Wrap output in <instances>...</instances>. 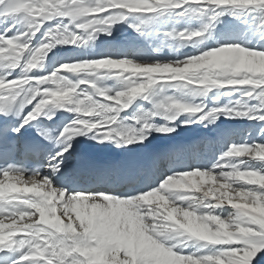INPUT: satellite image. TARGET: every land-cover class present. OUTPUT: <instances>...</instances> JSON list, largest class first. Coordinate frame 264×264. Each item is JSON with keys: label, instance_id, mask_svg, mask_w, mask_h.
Segmentation results:
<instances>
[{"label": "snow or ice", "instance_id": "6c2138e0", "mask_svg": "<svg viewBox=\"0 0 264 264\" xmlns=\"http://www.w3.org/2000/svg\"><path fill=\"white\" fill-rule=\"evenodd\" d=\"M229 9L258 12L252 20L264 41V0H0V16L20 15L25 22L23 31L8 35L14 27L9 25L0 32V115H11L17 102V115L32 105L11 129L19 134L41 115L51 119L55 112L49 106L76 114L57 128L37 126V135L53 148L38 141L23 143L24 151L37 157L36 168L15 164L0 167V264H264V140L232 141L210 168L197 166L182 171H176L171 162L173 150H165L156 159L167 160L171 174L159 180L158 186L149 185L128 198L108 190H70L54 179L70 171L76 136L103 143L113 140L115 134L119 147L142 142L151 131L174 132L171 122L180 114L208 123H214L221 114L264 121V43L249 44L225 36L223 43L206 45L176 60L149 61L112 53L66 60L51 72L33 74V70L43 68L47 53L57 44H86L98 33L110 34L115 23L127 22L133 14H151L146 18L137 15L140 22L129 25L142 33L141 25L155 22L165 13L184 18L210 12L208 23L200 27H172L164 32L166 37L201 42L210 35L212 22ZM56 17L68 22L45 28L40 42L33 45L36 33ZM16 69H20L19 74L12 76ZM99 73L115 77L121 86L112 91L98 85L91 77ZM157 84L190 87L193 96H206L213 88H228L240 96L229 104L207 108L169 95L132 117L142 122L140 134L132 126L126 130L114 127L120 112L137 97L149 99L150 90ZM80 85L88 87L80 90ZM157 115L169 123L155 124ZM7 131L5 127L0 135ZM260 132L264 133V126ZM41 155L43 163L39 162ZM229 160L237 163L229 165ZM252 160L257 163L247 162ZM41 168L48 171L42 173ZM181 176L187 183L180 191L186 194L174 204L164 200L167 192L160 189L161 184ZM154 189L161 191L156 200L166 213L168 226H180L184 231L182 243L167 239L160 221L149 223L131 202ZM6 192L10 194L6 196ZM58 205L61 215H57ZM226 207L233 209L227 216L216 212ZM37 213L38 219L17 227V217L23 221ZM5 216L12 218V224H5ZM16 232L26 234L18 236ZM190 240L195 243L189 245ZM14 250L18 255L13 258Z\"/></svg>", "mask_w": 264, "mask_h": 264}, {"label": "bare ground", "instance_id": "6f19581e", "mask_svg": "<svg viewBox=\"0 0 264 264\" xmlns=\"http://www.w3.org/2000/svg\"><path fill=\"white\" fill-rule=\"evenodd\" d=\"M254 16L255 13L250 11L233 15V17L230 18L231 20L226 23L228 27L226 26L225 28H220L218 30L219 33L215 37L216 43H223L225 36H229L235 41H245L249 44H257L258 42L264 43V41L260 40L259 33H256L255 31V24L252 20V17ZM9 25H13L14 27L7 33L8 35H12L16 31H23L25 28V22L20 15L0 16V32H4ZM48 27L50 26L45 24L44 27L36 33V36L32 40L33 45L40 42L41 37L44 35L45 28ZM137 43H133L134 45L131 44L132 46L129 47L125 43L122 48L119 49L121 52L118 53L121 55L134 53L133 55L136 58L145 57L149 59L150 54L148 53L147 45L145 43ZM66 51L64 45L57 44L47 53L46 59L43 62V68L33 70V74L39 75L45 72H51L59 63H63L61 61L66 60L65 58L68 57V54L66 55L67 57H65L60 53H66ZM56 57L58 60H56ZM180 58H182L181 52L177 50H171L168 55V60H176ZM19 71L20 69L13 71L12 76L19 74ZM65 75L71 76L72 74L65 73ZM8 78L10 79L11 76ZM76 78V76H72L73 80ZM86 87L88 86L80 85V90H84ZM31 107L32 105H29L20 113V115H17L13 128L20 123L23 113L29 111ZM49 107L55 112V115L52 116L51 119H47L45 115H41L35 120L42 122L47 128H57L76 115L75 113L68 112L64 109L57 110L52 106ZM48 111L49 109H46V112ZM126 112V109L122 110L120 116L125 117V115H127ZM2 117L4 116L0 115V118ZM35 121L31 122V124L25 125L19 134L16 133V141H19L15 146L16 155H20L24 150L23 143L29 142V136H31L30 129ZM246 121L247 120H237L236 122H225L219 133L220 136L213 134L211 130H214V128L209 127L203 133H191V131H186L183 135L158 142H144L142 144L133 142L132 144L122 145L120 148L113 145L115 137L113 140L98 143L96 140H92L85 135L76 136L72 141L76 153L75 159L69 161L70 171L66 173L65 177H55L54 179L56 182H59L62 186L67 187L70 190L72 188H76L77 190H108L116 195H120L121 198L135 196L138 195L141 190H147L149 185L151 187L158 186L159 180L163 179L164 176L171 174L168 171L169 162L165 159H156L158 154L165 150H173L171 162L175 165L176 171H182L185 170V168L197 166L210 168L217 162L220 153L224 151L232 141L237 142L239 139L246 136L250 143L252 140H259L257 134H252L253 131L247 126L248 123L246 124ZM253 133L255 134V132ZM40 144L49 149L53 148V145L46 140L41 141ZM152 149L153 151H151V153L150 150ZM215 151L216 154H214ZM44 159V156L41 155L40 162L43 163ZM251 162L256 161L252 160ZM228 163L231 165L237 163V161L229 160ZM40 171L44 173L47 172L48 169L41 168ZM217 171H219V169H217ZM10 183H15V181H10ZM9 194L10 193L6 192V196ZM34 194L35 193H22L21 195L31 196ZM38 215L39 214L37 213L35 217H25L23 221H19V218L17 217L16 219L19 222L17 227H19V224L21 223H31L32 220L38 219ZM57 215H61L59 205L57 206ZM62 218L65 222L67 221L66 217ZM2 219H4L6 225H10L13 222L12 218L8 216L2 217ZM25 234L26 233L24 232L15 233V235L18 236ZM27 247L28 245L26 244L24 249ZM24 249H21V251ZM12 255L14 258L18 253L14 250Z\"/></svg>", "mask_w": 264, "mask_h": 264}, {"label": "rangeland", "instance_id": "374dc122", "mask_svg": "<svg viewBox=\"0 0 264 264\" xmlns=\"http://www.w3.org/2000/svg\"><path fill=\"white\" fill-rule=\"evenodd\" d=\"M89 2L90 3L94 2V0H89ZM217 11H220V9H217ZM243 12H249V11L248 9L225 10L224 14L220 16L217 21L212 22L213 27L209 29L210 35H208L207 40H203L201 42H197L195 39L191 41H183L177 38L166 37L164 35V32L167 30H171L172 27H176L177 29L200 27L204 23H208L209 16L211 15L210 12L204 15L189 14L184 18L171 17L167 13H165V15L161 16L157 21L149 22L147 24L141 25V28L143 29L142 33L135 31L129 25L134 23L138 24L140 22L139 19H137V15H140L141 18H146L148 15L151 14H133L128 17L127 22L115 23L111 27L110 34L98 33L94 40H91L83 45L66 44L64 45V49L67 50L66 53L64 52H60V53H62V56L65 57L68 56L67 57L68 59L65 58L66 60H73V59L76 60L78 58L79 59L93 58V57H100L112 53L121 52L119 51V49H121L125 43L129 47L134 45L133 43L138 42L137 44L145 43L147 45L148 48L147 50L148 53L150 54L149 59L145 57L136 58L133 55L134 53H131L132 55L131 54H124V55L140 60H145V59L149 61L165 60V59L168 60V55L170 54L171 50L172 51L177 50L181 52V57L183 58L187 54L190 55L198 52L199 50L203 49L206 45L215 46L217 44L215 41V37L219 33L218 30L220 28H225L226 26L228 27V25L226 24L227 21L231 20L230 18H232L233 15H238ZM254 13L255 16L257 14L259 15L258 12H254ZM67 22L68 21L66 18L56 17L50 21H47L45 24L51 27L54 24L67 23ZM56 60H58L57 57ZM91 78L95 79L98 85L107 87L112 91H114L117 87L121 86V82L118 79L112 76L104 75L103 73L95 74ZM229 92H231V95L228 94ZM169 95L176 96L178 98H183L193 103H202L204 105H207V108H211V107L225 105L234 102L235 99L240 96V93L238 91H233L228 88H213L207 93L206 96H193L191 94L190 87L175 88L170 84H164V85L157 84L150 90L149 99H145L143 97L135 98L133 102L130 104V106L126 109L128 112V113L126 112L127 115H125V117L120 116L117 125H114V127H117V129L120 130L122 126L126 130L129 126H132L134 127L136 134L137 135L140 134V128L142 126V122H137L133 120L132 117L135 115H141L142 111H147L153 107V102H155V100L158 101L164 98L165 96H169ZM185 120H191L193 122L189 124H183L182 121ZM237 120H242V121L247 120L246 121V124L248 123L247 126L250 127L251 131L255 132V134L253 132L252 134L253 135L257 134L259 140H264V133L260 132L261 126H264V121L252 120L246 117H226L225 115L221 114L214 123H208L207 121L197 122L196 117L193 115L180 114L175 121L171 122V124L175 126L174 132L161 133V132L149 130L151 131V134L148 135L144 141L138 143L141 144L144 142L150 143L153 141L158 142L164 139H169L175 136L183 135L184 133H186V131L188 132L191 131V133H203L209 127L214 128V130H211L213 134H215L216 136L217 135L220 136L219 133L222 129V125H224L225 122L227 121L236 122ZM153 122L157 125H163L169 123L162 115H157L156 117H154ZM247 138H248L247 136L242 137V139H239L240 141L238 140L237 142H241V140L248 141ZM116 139L117 138L115 137V141L113 145L116 146L117 148L122 147L123 144L119 147L117 146ZM151 151H153V149L150 150V152ZM214 154H216V151L214 152ZM247 162L250 163L251 161H247ZM256 163L257 162H251V164H256ZM239 167H244V164H240ZM184 194L186 193L180 192V195H184ZM231 211H233V209L230 207H226L224 209H220V208L216 209V212L218 213L222 212L223 215L225 216H227V214ZM187 242L189 243V245L195 243L194 240H190ZM188 250L190 249H186V251Z\"/></svg>", "mask_w": 264, "mask_h": 264}, {"label": "clouds", "instance_id": "9594fccd", "mask_svg": "<svg viewBox=\"0 0 264 264\" xmlns=\"http://www.w3.org/2000/svg\"><path fill=\"white\" fill-rule=\"evenodd\" d=\"M186 183L187 180L183 176L169 179L166 185L162 183L160 189H164L167 192L164 200L174 204L177 200L181 199L180 189ZM160 189H154L151 193L145 192L139 197L132 198L131 202L143 217L149 219V223L157 220L160 221V227L167 239H170L174 243H182L186 239L184 231L180 226L175 228L168 226L166 213L163 209H160V202L156 200V197L161 196ZM146 196L150 197V199L145 200L144 197Z\"/></svg>", "mask_w": 264, "mask_h": 264}]
</instances>
